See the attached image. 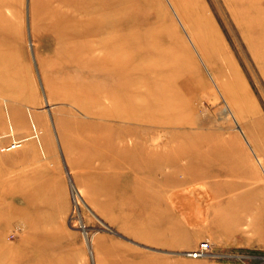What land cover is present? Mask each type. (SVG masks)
<instances>
[{
  "label": "rangeland",
  "instance_id": "rangeland-1",
  "mask_svg": "<svg viewBox=\"0 0 264 264\" xmlns=\"http://www.w3.org/2000/svg\"><path fill=\"white\" fill-rule=\"evenodd\" d=\"M120 1L124 95L75 61L78 3L0 0V264H258L264 0Z\"/></svg>",
  "mask_w": 264,
  "mask_h": 264
},
{
  "label": "bare ground",
  "instance_id": "bare-ground-1",
  "mask_svg": "<svg viewBox=\"0 0 264 264\" xmlns=\"http://www.w3.org/2000/svg\"><path fill=\"white\" fill-rule=\"evenodd\" d=\"M75 1L76 2H74V5L77 8L78 3V11L83 15V17L88 18V21H83L82 19L81 21H79L78 19L71 17L73 14L71 16H68V14L62 16L61 25L64 29L63 36L65 41H72V45H74V47L76 46V48H82V51H86V49L88 50L91 46H95V48L99 49L104 55L103 57L101 56L102 58H100L98 56L100 55L99 51L98 55L95 54L96 57H94V55H91L92 58L87 60L85 59V57H82L81 50L78 49L81 53V56L77 57L75 61H77L78 63L83 62L84 65L88 63V66H91L93 64L95 66L93 67L96 68L95 76H97L98 79L100 78L112 81L111 83L113 84V87H110L120 95H124V93L126 92H132L134 88L132 87L133 84H131L130 80L134 76L130 78V75H133V73L135 72H144V70H141L138 67L136 68L137 65H130V59H128V56L126 54V49L129 47L128 35L133 33L135 29L130 25L132 18L125 17L124 15L126 14L124 12L126 9L124 8V2H121L120 0ZM59 6H65L67 8L70 7L69 9L73 8L72 3L68 0H59ZM261 12L262 11H260L259 13ZM99 15H101V17L97 18V16ZM74 16L76 17V14ZM101 59L105 60L104 62L109 63L108 69H103L100 66H97L98 64L103 62ZM132 80H135V78H133ZM124 99L125 104H123L122 102V105L128 107L130 104L133 105V99L132 102L128 98ZM135 100V104L137 105L136 107L140 106L138 98L135 97ZM119 104H121V102H119ZM121 118L124 119L125 117L121 116ZM11 132L12 134L14 133L13 128ZM29 139L30 138L26 140ZM16 143H20V146L23 145V141H18ZM153 145H155V143H153Z\"/></svg>",
  "mask_w": 264,
  "mask_h": 264
},
{
  "label": "built area",
  "instance_id": "built-area-1",
  "mask_svg": "<svg viewBox=\"0 0 264 264\" xmlns=\"http://www.w3.org/2000/svg\"><path fill=\"white\" fill-rule=\"evenodd\" d=\"M18 141L13 142L7 149L12 150L18 148L20 143H16ZM191 258H202L207 257L214 254L213 245L209 241L201 242L195 249L188 251L186 253ZM239 258L244 257H252L254 261L258 262V264H264V253L254 255V256H243V255H236Z\"/></svg>",
  "mask_w": 264,
  "mask_h": 264
}]
</instances>
